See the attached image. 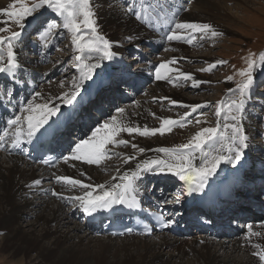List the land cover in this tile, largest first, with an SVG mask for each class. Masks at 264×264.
<instances>
[{
    "label": "bare ground",
    "instance_id": "6f19581e",
    "mask_svg": "<svg viewBox=\"0 0 264 264\" xmlns=\"http://www.w3.org/2000/svg\"><path fill=\"white\" fill-rule=\"evenodd\" d=\"M5 1L6 0H0V9H3ZM211 1L213 0H198V7L193 6L183 8L182 3L184 0H159L158 2L157 0H130L128 3L124 4H114L110 0H99L98 3L94 4L96 13L95 19L97 20L98 28L100 29L102 36L110 41L112 50L115 52L117 51V44L121 39L120 37L122 34H125L123 37L126 41L137 40V42H139V39L141 38H149L151 36V32L147 30L145 25V12L147 10L151 9L158 11L159 13V10L168 9L171 13V16H168L170 18L173 16L177 17L176 9H180L183 12L186 11V13L181 16V18H184L182 20L183 22L205 23L201 17L210 7ZM149 4H151V7L148 6ZM129 5L134 9V13L139 14V19L136 18V15L133 12L128 11ZM192 10L193 12L188 13ZM258 10L260 11L259 13L255 12L254 9L251 11L258 15L264 14L262 13V7L258 8ZM185 14L187 15L184 16ZM1 15L2 13H0V17ZM163 18L164 15H162V19ZM149 27L152 29V25L150 26L149 24ZM105 31L108 33H105ZM166 37V32L159 36V43L163 47L169 42ZM12 43L14 45L13 50L14 53H16L19 68L15 71V75L0 74V77L11 78V83L6 86L5 91L6 95L11 98L6 99L3 92L0 91V122H2V124L5 123L1 136H3L5 131L9 132V137L4 141H0V252H4L7 255V258H13L14 260L12 264H264L259 263L256 259V255H254V244H246V241L243 242L237 240L232 231L229 232V230L223 229L222 226L224 225L221 224L219 227H221L222 230L219 236H227L229 233V237H224L223 240L219 242V239H215L216 237L204 235L203 233L198 234L197 236H191V238L187 239H183L181 236L162 233L156 237V241H145V239H143L144 237L131 238L130 236L120 238H94L92 236L96 235V228L87 224L82 225L80 223H75L76 220L74 216L64 210V205L68 203L73 205L74 208L78 209L77 211H80L83 214L86 221L93 218L94 214L88 216L80 210L78 202L67 199V197L70 196H82L86 190L82 189L79 185L71 186L65 184L63 181H57V176L78 179L84 184L92 185L93 188L100 184L109 186L119 182L118 179L114 178H118L124 172L134 170L135 164L138 161L157 158L158 156L164 158L162 153H157L154 149L160 147L170 148V142L165 139L159 140V138H157L156 140H153L155 146H152L149 145L150 142L147 140L141 141V137L143 136H139L136 133L129 135L127 132H119L117 135L119 138L116 140H126L128 142L126 145L129 144V147L136 145L135 150L138 151L139 154L137 155L130 152L127 156L134 155L136 159L129 161L127 164L123 161L121 167L113 169H109L105 166L106 162L104 159L98 165H89L78 160H69L67 162L63 160L58 165L59 168L56 167L51 171H47L45 168L37 165L34 166L29 164V162L21 156L22 150L26 148V144L28 143L26 135L27 123L25 121L22 125L25 133L21 137L22 142L18 146H13L12 140L15 139V129L14 127L8 126V121L19 116V110L23 111L25 108L21 107L25 103V95L33 90L34 86L31 83L35 84V82L29 80L33 75L39 73V70L37 73L35 71L37 70V64H40L41 61L39 60L37 63L34 62L35 60L29 61L30 66L33 68L32 71H29L30 68L23 62L24 58H20L19 52L21 45L18 39L13 40ZM179 56L181 58L179 61L186 58L184 55ZM203 59L204 62L209 61V58L207 57ZM172 60H175L176 63H178V57L175 55L168 56L166 62ZM166 62L159 61V65ZM168 67L173 69V71L167 72V78L164 80H157L155 78V71L149 72L147 70V74L143 76H153V80H156L157 83H159L158 87L156 90L153 88L152 91H148L150 94H147L148 97L146 99L139 98L132 105L125 106V113L122 117L118 116L117 123H120L122 120L124 124L132 127H139L141 130H143L145 126L149 129H158L162 124V120L154 121L151 118H155L157 115H160V117L162 116L157 112L156 106L154 105L162 104L167 100L172 104L189 103L190 100L183 98V96H181L182 94H179L177 91H167L170 87V85L167 84L171 83L172 77L173 79L179 78L181 76L180 73H188L183 72L181 69H177L176 66H170V64ZM106 69L107 68H104V65H102L101 62V68H99V70L105 71ZM22 70H24V72L20 74L19 72ZM161 72H166V69H161ZM79 75L80 73L78 72V76ZM199 77L200 76L196 74V79L202 80V78ZM6 81L8 82L7 79ZM25 81L30 84L27 85L29 88L25 87ZM92 81H86L84 83L81 97L78 98L79 102L75 104L74 108L69 105H64L63 101L60 99L65 93L72 91L73 84H71L67 90L58 94L51 95V92L46 93L44 96L45 102L41 104L47 103L49 106H59L63 113L59 118L61 120L68 118L66 121L71 120V116L75 114L76 111L78 116L79 113L81 114V112H84L85 123H88L93 120V118L91 117V111H89L90 108H88L89 104L84 103L85 101L82 102V100H84L89 91H91L88 85ZM139 81L140 80L137 77H134L132 83H134L135 86V84H139ZM226 85L227 83L223 86ZM11 86L13 89H11ZM104 86L105 84L99 89V91ZM17 88H19V90H17ZM107 89L102 91L104 95L100 99L101 104L106 103L107 100L110 99L111 103L114 105V102H116L115 100H117L118 97L120 100L122 99L123 92H125L124 90L126 88L124 89L122 85H118L114 89L115 91L111 90L109 93L107 92ZM22 90L23 92H26L22 94ZM16 91L18 93H16ZM93 95L94 92L89 99H92V97H94ZM116 96L118 97L116 98ZM244 99L247 100L246 97ZM81 103L87 105L81 107ZM197 104H199V102L196 103V105ZM102 108H104L103 105L100 108H97V110H101ZM8 111L12 116H9V114L6 113ZM25 115L26 114L22 112V120ZM162 118L167 119L165 116ZM223 123L228 122L220 120L221 132H223ZM251 124L252 123L250 122L245 123L244 127L248 128ZM75 125V127L72 126L70 128H74V130L81 128L77 121H75ZM246 133L247 129H244V135ZM68 135L69 130L68 134L67 132H63L62 134L59 133L56 137L58 146L66 149L65 151L67 154L65 155H68L67 150L72 144ZM78 135V137L76 136L77 139L82 134L79 133ZM129 137H132V140L129 139ZM249 141L246 139L247 147ZM247 147L244 148V152ZM140 148H144L146 151L141 154L139 151ZM112 149L113 146L108 145L106 151L110 150L111 154ZM196 162L198 163L199 160L197 159ZM243 167H245L244 154L239 163L222 164L217 171V174L208 181L203 191H200L210 194L211 197H215L214 191L216 190L212 184H217L222 180H225L228 183L230 181L229 185L222 186L217 193L219 192V194L228 198L226 200L223 198V201L221 202L223 205L221 208V216L226 217V220L229 221L230 225H234L233 228L236 232L240 230L241 221L244 220L243 218L237 217L236 213L239 209L244 210L249 216H252L253 212L250 208L243 206L246 203L245 199L238 200L236 193L233 192L232 186L235 185L236 182L232 179H226V177L231 174H238L242 171ZM253 167V170L249 171V173L255 176L254 179H257L260 174V178L255 184H252L247 180L249 179V176L247 175L244 176L247 177V181L237 182L240 184L241 188H243L244 185L249 186L247 188L249 191L245 190V195L249 198H255L258 193H262V190H264V171H261V169L258 168L260 166ZM106 172L110 174L109 177H105V174L103 175V173ZM145 176H149L147 181L137 182V194L142 198H146L150 195L148 183L150 181H156L157 178H161L162 180L170 179L172 180L171 182L163 181V184L180 186L182 188V191L180 190L178 195L182 197L178 200L176 199L177 201L172 203L175 208L180 205L183 206L187 202L191 203L199 196L200 192L188 194L184 182L180 181L178 177H173L170 174H146ZM37 180L40 181L39 185L35 183ZM141 183L142 185H147L145 186L147 187V190H144V186L141 187V189L139 188V184L141 185ZM155 187L157 186L155 185L152 187V190H154ZM91 190L92 189H88V191ZM240 190L237 192H240ZM53 192H56L58 195H53ZM158 193L159 192L156 194ZM38 199H41V202H37L36 200ZM257 204L259 205L261 202H257ZM25 224H27V228H24ZM262 234L264 235V232ZM262 241L263 242L259 241V243L264 245V239H262ZM235 257H237V259Z\"/></svg>",
    "mask_w": 264,
    "mask_h": 264
},
{
    "label": "rangeland",
    "instance_id": "374dc122",
    "mask_svg": "<svg viewBox=\"0 0 264 264\" xmlns=\"http://www.w3.org/2000/svg\"><path fill=\"white\" fill-rule=\"evenodd\" d=\"M98 1L99 0H90L94 12V4L98 3ZM110 1L114 4H124L128 3L130 0ZM158 1L159 0H157V2ZM12 3H17V0H6L3 8H7ZM26 3L31 7L34 3H38V0H26ZM182 5L183 8L198 7V0H184ZM19 7L20 5L17 3V9H19ZM261 7L263 8L262 13H264V0H213L210 2V7L205 11L201 19L205 23L211 25L220 35L212 37L210 33L181 32L180 34L182 36L192 38V42L187 43L184 39L174 40V42L169 41L164 47L159 43V36L165 32L168 35L169 28H173L174 24L177 22H183L182 20L184 18H181V16L186 13V11L183 12L180 9H176L177 17L174 16L173 19L170 20V18H166V16H171L168 9L159 10V13L151 9L147 10L145 12V25L147 30L151 32V36L149 38H141L139 42H137V40L126 41L123 37L125 34H122L121 37L119 36L121 39L118 41L117 51L114 52V59L102 61V65L107 69L105 71L96 70L95 78L88 85L91 90L89 91L90 94L88 93L85 100H82L89 104L88 108H90L89 111H91L93 120L85 123L84 112H81V114L79 113V116L77 113L75 121H77L81 128L78 130L69 128L68 138L72 143L78 140L77 137L79 133L82 134L80 139L86 138L90 134L88 132L94 129L95 126L103 124V121L108 120L110 116L117 115L115 112H117L116 110L118 108H124L127 105L130 106L139 98L146 99L148 97L147 94H150L148 91H152L153 88L156 90L159 83L153 80V76L144 77L143 75L147 74V70L149 72L155 71L156 68L159 67V61L166 62L168 56L174 55L178 57V63L170 64V66H176L177 69L191 74L194 79H196V74H198L202 78V80H199L202 81V83L199 87H193L192 82L185 81L182 76L174 79L172 77L171 83L167 84L170 85L167 91H177L179 94H182L181 96H183V98L190 100L189 103L172 104L167 100L162 104H156L154 106H156L157 112L167 119L179 121L182 117H185L186 113H191V115L186 117L187 123L185 127L181 128L179 126H174L170 132H165L163 136L157 132L155 136L141 137V141L147 140L150 142L149 145L155 146L153 140L157 138H159V140L165 139L170 142V148L185 144L203 127L217 126L218 118L215 115L216 106L221 103L224 112H222L219 120L232 123V121L225 118L224 113L228 111V105L238 98L236 83L241 77L236 73L247 68L246 58L251 54L253 59L257 61L254 69V86L249 92L245 93L247 100L244 99L243 109L240 113H236L239 116L241 126L247 129L245 136H247L248 141H251H249L248 147L244 152L245 167H247V169H245L244 174H242L245 168L243 167L241 172L228 175L226 179H232L235 182H243L247 179V177L244 176L247 175L251 178L250 183L255 184V176L249 173V171L253 170V166H260L258 168L264 171V66L260 63L261 55H264V14L258 15L255 13H259L260 11L258 8ZM252 9H254L255 12L251 11ZM190 12H193V10L188 13ZM162 15H164L163 19ZM60 19L61 18L56 17L55 13L50 9H39L37 12L33 13L31 17H27L26 20L23 21L25 23V28L18 39L21 45L19 52L20 58H24L23 62L30 68L29 71L33 70L29 61L35 60L34 62L37 63L40 60L41 63L37 64V70L35 71L37 73L39 70V73L33 75L29 80L35 82L36 85L31 83L34 88L31 92L26 93L25 103L21 107H26L29 101L33 104H41L45 102L44 96L46 93L51 92V95H55L63 92L73 84V81L79 78L76 68L77 62L75 61L77 52L71 43V33L67 32L62 27H57L49 34L46 41L40 36V33L45 30L44 26L47 23H52L53 21L59 23ZM5 21H7V24ZM149 24L150 26L152 25V29H150ZM4 27H7L8 31L0 32V36L3 37L10 36L13 31H20L13 18H9L2 14L0 17V28ZM98 33L102 35L99 28ZM105 33L108 32L105 31ZM157 46H160V49H157ZM154 48L157 50L154 51ZM6 52L7 49L5 47V59ZM179 55H184L186 58L179 61L181 59ZM206 57L209 58L208 62L203 61V58ZM221 60L227 61V63L222 65L217 64L216 68L212 69L210 72L203 71V69L209 68L210 64ZM23 72L24 70L19 73L21 74ZM229 76L233 77L232 81H228L227 78ZM134 77L140 80L139 84H135V86L134 83H132ZM225 83H227V85L223 86ZM104 84L105 86L99 91ZM8 85L9 84L4 79H0V91L3 92V94H6V86ZM27 85L30 84L25 81L26 88L28 87ZM118 85H122L124 89L126 88L124 90L125 92H123V96L120 94L122 99L120 100L119 97L116 96V98H118L115 100L116 102H114V105L111 103L110 99L107 100L106 103L101 104L100 99L104 95L102 91L108 88L107 92L109 93ZM11 89H13L12 86ZM229 89H232V91L229 92ZM17 90H19V88H17ZM21 92L24 94L26 91L23 92L22 90ZM93 92V100L88 101ZM16 93L18 92L16 91ZM37 93H40V95L37 96ZM5 94L4 96H6ZM198 102L199 104L197 105L200 107H198L195 112H191V108L188 106H195ZM102 105L104 108L97 110V108H100ZM22 112V110H19V116L22 115ZM105 112L108 114L104 115L106 114ZM162 117L157 115L155 118L151 119L154 121H161L165 119ZM196 118H199L201 121H206V123L197 124L195 123ZM75 121L72 124L73 127L76 126ZM248 122L252 124L249 125L248 128H245L244 125ZM118 138L119 137L116 136V139ZM129 139L132 140V137H129ZM128 145L113 147L110 154L111 158L104 159L106 162L105 166L109 169L121 167L124 157L130 152L137 155L139 154L135 148L129 147ZM103 175L105 177L110 176L108 172L103 173ZM147 177L149 176H145V178ZM252 179L254 180L252 181ZM173 188L178 192L175 187ZM155 189L158 190L160 187L157 186L154 190ZM240 189V192H237L236 196L239 198L245 197V202L247 204L245 203L243 206L250 208V201L258 198L257 195L255 198L248 199V197L243 195L245 193L244 187ZM162 191L164 190L162 189ZM258 194H261V192ZM173 198H175V196ZM166 200L168 201L170 198L167 197ZM36 201L41 202V199ZM253 204L254 203H252V205ZM64 210L74 216L76 220H74L75 223L84 225L83 216L80 214L81 212L77 211L78 209L74 208L73 205L69 203L65 204ZM238 212L247 214L242 209H239ZM246 217L250 216L247 214ZM24 228H27V224H25ZM157 236L144 237L143 239H145V241H156ZM92 237L101 238L103 236L93 235ZM223 238L224 237H219L217 240L219 239L218 241L221 242ZM258 240L260 239L253 240L254 245L260 246L259 248L254 247L255 253L264 250V245L259 243ZM260 241L263 242L262 240ZM235 258L237 259V257ZM256 259L259 263H264L259 260L257 255ZM13 260V258H7L4 252H0V264H12Z\"/></svg>",
    "mask_w": 264,
    "mask_h": 264
},
{
    "label": "snow or ice",
    "instance_id": "6c2138e0",
    "mask_svg": "<svg viewBox=\"0 0 264 264\" xmlns=\"http://www.w3.org/2000/svg\"><path fill=\"white\" fill-rule=\"evenodd\" d=\"M17 3L20 7L17 9ZM17 3L10 4L7 8L0 9V13L9 18H13L15 24L20 31H13L10 36H0V74L15 75V71L19 68L16 53H14L13 40L19 39L22 31L25 28L27 17H31L33 13L39 9H50L55 13L56 17L61 18L59 23L53 21L47 23L45 30L41 33L42 39H47L49 34L57 27H62L67 32L71 33V43L76 52L75 56L76 68L80 73L78 80L73 81V88L71 92H67L60 99L64 105L75 107L81 97L82 89L86 81H92L96 70L101 68L102 61H110L114 59L115 53L112 51V45L109 40L105 39L98 33L97 20L94 18L96 13L93 11V6L90 0H38L29 7L26 0H17ZM151 7V4L148 5ZM129 12L134 13V9L129 5ZM139 19L138 13H134ZM7 24V21H5ZM8 31L7 27L0 28V32ZM192 32L211 34L212 37L220 35L211 25L207 23L195 22H177L173 28H169L167 35L168 41L185 39L187 43L192 42V38L184 37L181 32ZM6 47V62L4 57V48ZM95 54V55H94ZM176 61H168L162 63L155 70V78L157 80H164L167 78V72L173 71L169 68V64H175ZM227 61H216L210 64L209 68L203 71H211L216 68L217 64H226ZM257 61L253 59L250 54L246 58L247 68L236 73L241 79L236 83V92L238 98L233 100L228 105V111L224 113L227 120L232 123H223L221 132V124L219 118L224 112L223 105L216 106L215 115L218 118L216 127H203L199 132L193 135L185 144L179 145L175 148L160 147L154 149L157 153H162L164 158H149L138 161L135 164L134 170L124 172L118 178L119 182L105 186L100 184L93 188L90 184H84L78 179H73L64 176H57V181H63L67 185L77 186L85 189L84 195H76L67 197V199L78 202L80 210L92 216L98 211L111 210L115 206H126L133 208L137 206L136 194L138 192V181H142L146 174H170L173 177H178L186 185V192L188 194L203 191L208 181L217 174L222 164L225 163H239L244 148L247 147L244 135V129L239 122V116L244 106L245 93L250 91L254 86V69ZM260 63L264 66V55H261ZM161 69H166L162 73ZM185 81H191L193 87H199L202 81L196 80L191 74L180 73ZM228 81H232L233 77L229 76ZM232 89H229L231 92ZM40 93H37L39 96ZM175 103V102H173ZM191 112H195L199 105L188 106ZM26 114L22 120L21 116H16L14 119L8 121L9 127L15 129V139L12 140L13 146H18L22 141L21 137L24 135L22 128L23 123H27L26 135L29 143H36L43 146L42 141L47 138L55 139L59 129L66 123L68 118L61 120L59 117L63 115L59 106H49V104H33L31 101L23 109ZM124 108L117 109V115H112L103 124L95 126L90 130V135L78 141H74L68 148V155L63 158L65 162L69 160L83 161L89 165L100 164L105 158L110 157V150L106 151L108 145L113 147L117 145H126V140H116L119 132H127L129 135L133 133L139 136H155L157 132L161 136L165 132H170L174 126L181 128L186 126V117L191 113H186L181 120L163 119L161 126L153 129L144 127L141 130L139 127H132L126 125L121 120L117 123L118 116H123ZM59 114V115H58ZM55 118V119H53ZM195 123L201 124L206 121H201L199 118L195 119ZM230 130V134H229ZM9 137V132L5 131L3 136H0V141H4ZM136 148V145H132ZM140 153L143 154L146 149L140 148ZM136 157L126 156L124 162L135 160ZM197 159L199 162L197 163ZM37 185L40 181H35ZM88 189H92L88 191ZM98 189V191H97ZM53 195H58L53 192ZM179 197H177V200ZM131 231V229H129ZM250 235H259V233H252L251 226H249ZM259 248V245H254ZM259 260L264 262V250L254 253Z\"/></svg>",
    "mask_w": 264,
    "mask_h": 264
}]
</instances>
